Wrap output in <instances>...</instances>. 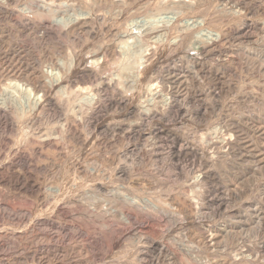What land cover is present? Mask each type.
<instances>
[{"label": "rangeland", "instance_id": "obj_1", "mask_svg": "<svg viewBox=\"0 0 264 264\" xmlns=\"http://www.w3.org/2000/svg\"><path fill=\"white\" fill-rule=\"evenodd\" d=\"M140 1L142 3L144 1L151 2V0ZM195 1L197 3H200L202 10H197L198 13L193 10L188 14V16H196L198 14L204 13L213 14L214 12H217L214 6L216 4V1L218 0ZM242 1L244 0H219L218 3L222 4V6L226 5L228 7H232L234 4H242ZM251 1H254V6L260 5L262 9L255 11L256 9L254 8V10L250 12H245L242 17L229 16L224 18L223 14L220 15V13H217L218 22L214 24H207L206 30L211 28V31L213 32H225L223 41L219 44L220 46H218L215 51L208 52L201 47L190 46L187 43L176 51L161 49L158 50L157 53H155V56L153 57L151 63L148 65L151 68L147 67L148 71L146 70L145 72L148 73H144V75H142V79L144 80V77H147V75L145 74H148V79L145 78L146 80H142L143 82L141 83L147 84L149 81H151L153 84H156V87L159 86V88L162 85L170 86L171 84V87L173 86L172 88L175 92L173 95V99L175 100L176 98L174 107L172 109H169L168 111L165 109L162 97L165 94L164 92L162 94L160 92L159 94H161L162 96L160 95L161 97L159 96V99L155 100L157 98V94L148 95V97L147 94L140 91L142 84H140L138 88L137 86L132 85L130 77H127V75H120V84H118V86H120L121 88V95L125 97L124 101H119V95H109V99L106 98V102L102 105V107H99V111L97 109L94 115H92L93 120H90V122L92 123L87 125L85 124V122L80 123L79 129H77L79 133L77 132L74 138L72 137L70 139L68 137H65L57 140L55 146L50 148L51 150L43 151V155L42 152H39V155L37 154L38 152L36 154H32L33 159H35L36 157L35 160L37 162H39L43 166L45 165L41 170L42 172H38L39 178H43L42 181L41 179H39L41 188H44V186L50 184V181H54V179L56 180V178H59V181L63 178L60 181V184H63V186H60H65L66 188V184H71L72 180H74V182L78 180L76 177V170H78L79 173L80 171H82L81 167L84 168L86 166H89V162L90 165L92 164L96 167L99 164L98 167H101L99 168V170H104L103 172H97L92 176L89 174H85V176V172L81 174V178L84 177L83 179L85 180V183H82V187H80L81 184L78 186V191L77 189L71 190V192L68 190L69 193L67 192L65 197L66 202L71 203L68 205L65 202L68 209L70 210H74L75 207L76 209L81 207L80 205H82L81 203H83L82 197L84 195H89V192L92 190V186L88 185V182L90 183L92 179V181L96 180L95 184L101 185L103 189H108V186L110 187V185H113L126 191L130 186L132 188H129V192H131L132 194L138 195L140 197L150 196L149 198L153 200V202L157 205V212L155 213L156 218L155 223H153L152 226L147 227V229L144 228L145 230H142L144 231L143 233L146 232V237L144 234L140 239L139 244H141L139 245L136 242L138 236L137 229L139 230V227H137L138 225L136 224H131V226H128V229L131 230L128 231H130L131 233H129L126 228V231H124L125 235H122L123 233L118 231H112L108 234V236L110 237L106 240H103L102 238L100 239V236L96 230V226H98V220H100L98 217H94L93 221L92 219H90V221L89 219L84 217L82 218L79 216H71L70 213L72 212H69L68 214H65L64 218L62 217V219L61 216L59 217V213L57 214L55 210L52 211V209L50 208L51 205H48L49 207H47V203L42 199V196H40L41 198L38 199L36 196L32 195L31 197L28 196L27 199V197H23L22 195L20 196L17 193H15V195L7 185L0 184V264H46L38 261L36 262V260H32L30 258L25 259L24 261L21 260L23 262H19V260H17L18 262L15 261V258L19 256L18 253L14 252V254L13 252L9 251V248L11 247L10 245H12L13 241L10 239H8V241L7 239L5 240L4 238H1L2 233L5 231H22L32 227L31 230L33 229V235H45L44 237L48 239L50 233H48V230L44 226V224L39 223L40 219L57 220L64 224H67L68 222L70 223L73 220L72 222H77L76 224H78V226L80 227H83L85 230L87 228H90L88 230L90 236L99 237V240H97V238H95V240L94 238L92 239V237H89V234L86 235L87 238L86 236H84V238H80L79 235L76 236L77 238L79 237L78 239L74 238L76 242H80L82 239H86L87 241L89 237V241L87 242L93 245L92 246L90 244L93 247H91L92 250H94L93 252L88 247V249L91 251L92 256V262L90 264H234V262L232 261L235 258V253L239 251V247H243L244 250H246L245 254H247V258L249 260L248 262L246 261L245 263L239 264H264V220L259 221V218L264 219V38L261 37L262 29H264V0ZM102 4L101 9H105V3ZM11 6H9L8 9L12 8L11 10H13V8H16L14 6ZM117 20L118 16H116L115 18L111 16V18L107 22V25L108 23L109 25H111H108V30L99 24H97L99 26L95 24L94 27L93 25H91L87 29L86 33L83 32V36L81 34L79 37L77 35L66 37L53 32V36L51 35L52 38L50 37L49 40L47 38L44 42H40V44L42 45H40L39 42L33 39L32 35L29 36L26 33L22 34L21 32L18 33L15 31V29L10 28L8 24L1 23L2 25L6 24V27L8 29H11V31H14L16 35L12 36L11 38V34L9 35V33L6 32L3 34V37L1 38H3L4 41H7L8 45L11 44L12 41L15 43L17 42V44L20 43L21 46L23 45V47L25 46V48L27 49L28 47H32L31 52H33L31 54L30 51L29 54L28 52H24L21 53L22 55H18L17 53H9V55L5 56L0 55V63L2 62L0 64V73L4 74L8 69H14L17 71L21 70L24 72L26 70L27 72L37 71L40 65L45 64L43 63L44 60L45 62H47V58H59V56L62 57V54L65 56L69 52L71 54H75L76 51H78L77 53L79 58H85L87 55L91 56L93 54V56H97L101 52L108 50L110 46L111 48L113 47L114 43H112V29L118 27L119 20ZM239 24H243L244 26L250 25L251 29H249L250 31H248V33H253V38H251V40H248L247 35L245 34L241 36L242 33L239 30L241 25ZM94 28L95 30H93ZM104 30L106 33L100 32ZM237 32H239V34ZM202 33L204 34V32ZM109 38H111V40ZM74 39H76L77 42H81V44H76V40ZM45 42L47 45H45ZM109 42H111L112 44H110ZM75 45L79 46L75 47ZM63 48L66 51H63ZM129 49L130 48L126 46L125 48L119 49V53L122 52V50L128 52ZM61 50L63 52H59ZM227 60H233L234 64L224 65L223 63H227ZM153 62L155 64H153ZM8 65L10 68L8 67ZM116 66L117 65H115V68L112 71L114 74L118 68H116ZM211 73H218L222 76V80L218 82L213 81L211 79ZM100 75H106L107 78H109L108 76L111 74L108 67H106L103 72L100 71ZM113 77L116 76L114 75ZM184 79H187V81H184ZM165 82L167 83L165 84ZM89 84L90 83L82 84V86H89L94 88L99 84V80L95 81V83L91 82V84ZM124 84L127 86H123ZM128 85L130 86V89L128 88ZM134 86L135 89H133ZM122 87H124V89ZM141 95L143 98L141 97L140 99ZM134 103L137 106L141 107L137 112L135 108H133L136 106ZM105 104L107 105L106 107ZM132 104L134 106H132ZM126 105L128 106L126 107ZM64 106V101H56L55 108H53V110H51L50 112L51 114L54 112L56 116L53 113L54 116L52 115L53 119L51 120V122L45 117L38 116L40 117H37L39 121L36 119V123H33V125L30 124L31 121L29 122L28 119L24 121L25 123H22L31 128L34 126L31 129L34 132H39L43 130L42 127H44V130H49L50 132L53 131V134L55 135V133H58V131L56 130H60V124L63 123L62 119L66 117ZM174 109L177 110L175 111ZM14 119L18 121L16 117ZM57 120H59V122ZM2 121L5 120H1L0 122ZM5 123L2 122L0 126H3ZM46 123H48L49 125ZM99 125L102 127H100ZM83 127L85 130L83 129ZM87 128L88 131H86ZM214 128H219V130L231 129L233 132L232 134H234L232 135L234 147L232 145V147L228 150L227 148L219 149L221 148V146H217L216 144H214V142L216 140H219L221 134L215 136L213 134ZM102 129L106 131H102ZM11 135V137L9 135V139L13 141H16L15 139H18L19 137L18 135L14 136V134ZM179 148L180 151H178ZM174 151L177 152L175 153ZM51 152L55 153L53 154ZM37 156H39V158ZM57 157H62L63 162L60 166L57 164ZM65 157H68L67 159H69V161L73 159L68 164L76 161L77 164L74 165V167L73 164H70V166L64 164V160H67ZM93 159H95V161ZM203 160L211 161L213 167L211 169L204 168ZM43 161H46L45 164ZM85 161H87V164L85 163ZM112 161L114 162L113 164ZM121 161H128L129 163H125L127 168L129 167V174L127 179L124 178L123 180H107L103 173L106 174L108 170H112L115 167L114 165L116 164V162L118 163ZM51 162H53V164ZM214 162L216 164H214ZM130 163L132 165H130ZM54 164L56 166H54ZM57 165L60 167V169ZM61 166H63V168ZM132 168L133 170H131ZM206 169L209 170L210 175L205 181L206 183L204 182L205 185L203 184V186L202 184L193 182L195 177L197 176V173L199 174L200 171L203 172ZM61 170L63 171V173ZM56 172L60 173L57 175ZM40 173L41 175L43 174V177H41ZM72 173H74L75 176H73L74 174L72 175ZM63 174L66 179L62 177ZM97 174L99 175V177H97ZM59 176H61L62 178H60ZM71 177L72 180H70ZM47 179L48 181H46ZM102 180L105 182H103ZM85 185H87L86 188ZM69 187L70 186L67 185V188ZM65 188L63 189L66 190L67 188ZM141 189L144 191H142ZM11 192H13V195L11 194ZM77 192L80 193L77 194ZM8 195L10 196V198ZM3 196L5 197L4 199ZM33 197L36 199V201ZM22 198L25 201L21 200ZM219 198L221 201L219 200ZM78 199L80 201H78L79 203L77 202ZM8 201H11L10 203L12 205H8L10 204ZM223 201H226V204ZM218 202H221L220 204L222 205L218 204ZM6 206H11L12 209H14L11 210V208L9 207L12 212L11 213L7 211L9 212V215H7L8 213L6 212V210L4 211V207ZM38 207H40L41 210ZM184 207H187V210L189 208L191 212H187ZM25 209L30 214L28 220H31L33 217L30 222L26 221V223H24L18 217H15V219H13V213H17V211L19 212V210L21 211ZM35 211L37 212V216L35 215ZM42 215L44 218L42 217ZM69 215L71 216V218L69 217ZM55 216H58V218ZM11 217L12 219L10 221ZM54 217L57 219H55ZM74 218L77 221H75ZM94 219L97 220L95 221ZM16 220L17 222H15ZM87 220L88 222H86ZM109 220H113L112 223L114 222V225L116 223H120L118 219L114 217L111 219L109 218ZM16 223H18V225ZM84 223L88 226H86ZM88 223H90V225ZM90 226L95 230H93ZM211 228L213 229L212 232H215L216 234L213 238V241L212 238H210V235H208L210 234L209 232H211L210 230H212ZM90 230H92V233H90ZM188 232L193 233L189 234ZM96 234L98 236H96ZM125 238H127V240ZM148 238L154 239L156 242L160 240V242L158 243L164 244L166 247H168L167 249H169L170 253L172 254H170L169 257L167 256L164 261L162 259L158 261L157 258L154 257L156 256V253L147 248V245L149 244L147 243V241L149 240ZM30 240L32 239L30 238ZM123 240H125V242L127 241L128 243L123 242ZM104 241L107 242L105 243ZM108 241L110 243L112 242L111 246L114 249L111 250L112 247H110V243ZM31 243L26 244L28 246L23 245L26 252H33L36 250L38 251L42 247L41 244H37L34 242L33 245ZM95 243L97 246H95ZM144 244L145 246H143ZM62 246H66V244H63ZM103 246L105 247L103 248ZM139 246H141V249ZM252 246L255 247L253 248ZM43 247L45 248V244L43 245ZM234 247H237V249H235ZM251 247L253 249V252ZM94 248L96 249V251ZM124 249L129 250L127 251ZM143 249L145 251H143ZM113 250L116 251V254H114L115 252L113 253ZM8 251L9 253L7 254L6 252ZM247 251H249L250 254L252 252V254L250 255ZM125 255L127 256V258ZM71 256L76 259L75 253H73ZM106 257L108 258V260L106 259ZM251 258L253 259L251 260ZM11 261L13 263H11ZM64 261L61 262L60 260L59 262L63 264H67L68 262V264H70L66 259H64ZM47 264L55 263L53 262Z\"/></svg>", "mask_w": 264, "mask_h": 264}, {"label": "bare ground", "instance_id": "obj_2", "mask_svg": "<svg viewBox=\"0 0 264 264\" xmlns=\"http://www.w3.org/2000/svg\"><path fill=\"white\" fill-rule=\"evenodd\" d=\"M218 1H216V4L214 3L215 4V6H214L215 10L217 11L216 13L215 12L213 14L204 13V14H198L196 16H188V14L191 13L193 10H195L196 12H197V10H200V9L202 10L200 3H197L195 0H153V1L151 0V2H145L144 1L143 3L140 0H0V55H2V56L9 55V53L10 54L17 53L18 55H20L21 53H24V52L25 53L28 52V54H29V51H30V54L33 52V51L31 52L32 47L31 48L28 47V49H27V48H25V46L24 47H23V45L21 46L20 43H19L20 44L19 45V44H17V42L15 43L13 41H12V43L10 42L11 44L8 45L7 41H4L3 38H1V37H3V34L5 32L9 33V35L11 34V38H12V36H16L14 31H11V29H8L6 27V24H8L10 26V28L15 29V31L18 33H20V32L22 34L26 33L29 36L32 35L33 39H35L40 44L41 41L44 42L47 38L49 40V38L51 37L53 32H56L57 34L62 35V36H66V37H71L74 35L75 36L77 35L79 37L81 34L83 36V32L86 33L87 29L91 25H93V27H94L95 24L96 25L99 24L108 30L109 26H111V25H109V23H108V25H109L108 26L107 22L111 18V16H113L114 18L116 16H118V20H119L118 27L112 29L113 42L112 41L111 42L114 43L113 47L111 48V46H110L108 50L101 52L97 56H93L94 54L91 55L92 54L91 53L90 54L91 56L87 55L85 58H81V57L79 58L78 53H77L78 51H76V53H75L77 55H75L74 53L71 54L69 52L67 55L64 56L61 53L62 57L59 56V58H47V59L45 58L47 62H45V60H44V62L42 61L45 64L40 65V67L37 71L27 72V70H26L24 72L21 70L17 71L14 69H11V70L8 69L6 71V73H4V72H3L4 74L0 73L1 74V79H0V121L1 120L6 121V123H5V121H2L5 124L4 125L2 124L3 126H0V184L1 185L2 184L7 185L9 187V189H11L14 192V194L17 193L20 196L22 195L23 197H27V199H28V196L31 197L32 195L36 196L38 199H40L41 198L40 196H42V199L45 200L47 203V207H49L48 205H51L50 208L52 209V211L55 210L57 214L59 213V217L61 216V218L62 217L64 218V215L68 214L69 212H72V213H70L71 216H79L82 218L84 217V218H87L89 220L92 219V221H93L94 217H98L100 220H98V226H96V225L95 226L97 227L96 230L100 236V239L102 238L103 240H106L107 238H109L110 236H108V234L112 231H118V232L123 233L122 235H125L124 231H126V229H127V231L130 230V229H128V226H131V224L132 225L136 224V225H138L137 227H139V230L137 229L138 236H137L136 242L139 244L140 239L146 233V232L143 233L144 231H142V230H145L144 228L147 229V227H150L153 225V223H155V218H156L155 213L157 212V205L153 202V200H151L149 198L150 196L140 197L138 195H134L131 192H129L130 189L132 188L130 186H129L130 189L127 188L128 190H126V191L122 190V188H117L113 185H110V187L107 185L108 189H103V187L101 185L95 184L96 180L92 181L93 179L92 180L90 179L91 182L90 183L88 182V185L92 186V190L89 192V195H84L82 197L83 203H81L82 204V205H80L81 207H79L78 209H76V207H75L74 210H70V209H68V207L66 205L67 202L65 200V197H66L67 192L69 193V191L71 192V190H76L80 184H81L80 187H82V183H85V180L83 179L84 177L81 178L82 177L81 174H83V172H85L84 175L89 174L92 176V175H95L97 172H100V171L103 172L104 170H99V168H101V167H98L99 164L97 165L98 168L92 164H91L92 165L91 166L89 164L90 162L88 161L89 166L85 165L86 167H84V168L81 167L82 171H80L79 173H78V170L75 169L76 168V166H75L74 169L77 172L76 177L78 180L75 182H74V180H72V177L75 176V174H74L75 172H74V173H72V175L74 174L73 176L70 174L72 176L70 179V180H72V183L66 184V188H67V185H69L71 188L69 187L66 189L65 186L64 187L60 186V185L63 186V184H60V181L63 179L62 177H64V174L62 177L59 176L60 178H62L60 181H59V178H56V180L54 179V181H50V184L44 186V188L43 187L41 188V184L39 182V179H41V178H39L38 172L39 171L42 172L41 170L44 168L45 165L43 166L39 162H37L35 160L36 157H35V159H33L32 154H36L38 152L37 154L39 155V152H42V155H43V151L51 150L50 148L55 146V143H57V140H60V139L65 138V137H68L70 139L72 137L74 138V136L78 132L77 129H79L80 123L85 122L86 125L92 123V122H90V120L92 119V115H94V113L97 111V109L99 111V107H102V105L106 102V98H108L109 95H111V94L112 95L113 94L119 95V101L120 102L124 101L125 97L123 95H121V93H120L121 88H120V86H118V84H120L119 76L120 75H124V76L127 75V77L131 78V79L130 78H128V79L131 80L132 85H135L137 87L140 86V84H142L141 82L146 80L145 78L148 79V74H145V75H147V77L145 76L144 80L142 79V75H144V73H148L145 71L146 70L148 71L147 67H149L148 65L151 63L153 57L155 56V53H157L158 50L167 49L169 51H176L177 49H180V47H182L188 43V45H190V46H198V47H201L208 52H213V51H215V49L218 46H220L219 44L223 41V39L225 37V34H224L225 32H220V31L219 32H213V31H211V28H209V27L208 28L210 30L209 29L206 30L207 24H209V23L214 24V23L218 22L217 13H220V15L223 14L224 18L229 17V16L230 17L231 16H241L242 17V15L245 12H250V11L254 10V8L256 9L255 11L262 9V7L260 5L254 6V3H253L254 1L252 2L251 0H244L241 2L242 4H240V5L234 4L232 7H228L226 5L222 6V4H219ZM102 3H105V6H106L105 9H101ZM11 5L16 7L15 8L16 10L14 8H13V10H11L12 8L8 9V7ZM102 6H103V4H102ZM1 23H6V24L2 25ZM244 23H246V22H244ZM99 25H97V26H99ZM239 25H241L240 29H239L240 32L242 33L241 36L243 34H245V35H247L248 40H251V38H253V33H250V32L248 33V31H250L249 29H251L250 25L249 26H247V25L244 26L243 24H239ZM95 28L93 30H95ZM100 32H105V30L100 31ZM202 32H204V34ZM251 32H252V30H251ZM237 33L239 34V32H237ZM89 34H90V32H89ZM60 37H58V38H60ZM261 37L264 38V29H262V36ZM73 38H75V37H73ZM111 38H109V39L111 40ZM76 39H78V38H76ZM76 39H74V40H76ZM48 42H50V41H48ZM78 42H77V40L75 41L76 44H81V42H79V43ZM111 42H109V43L112 44ZM40 45H42V44H40ZM45 45H47L46 42H45ZM28 46H30V45H28ZM78 46L79 45H77V46L75 45V47H78ZM126 46H128V48H130L128 50V52L125 50H122V52L119 53V49L125 48ZM1 51H2V53H1ZM63 51H66V50L63 48ZM63 51L61 50L59 52H63ZM52 55H54V54H52ZM225 57H227V56H225ZM48 59H49V61H48ZM226 59H223V60H226ZM231 59H233V58H231ZM154 61H156V60H154ZM38 64H39V62H38ZM153 64H155V63L153 62ZM223 64L224 65L234 64V61L233 60H230V61L227 60V63H223ZM115 65H117L116 68L117 67L118 68H117L116 72L114 71L115 72V74H114L112 71L115 68ZM22 66H25V65H22ZM8 67H9V65H8ZM26 67H29V66H26ZM106 67H108L110 74H111L108 76L109 78H107L106 75H103V76L100 75V71L103 72L106 69ZM149 68H151V67H149ZM24 69H25V67H24ZM31 69H32V67H31ZM150 71H151V69H150ZM114 75L116 77H113ZM211 79L213 81L218 82V81L222 80V76L219 75L218 73H211ZM97 80H99V84L97 86H95L94 88L89 87V86H82V84H87V83L91 84V82L95 83V81H97ZM185 80L187 81V79H184V81ZM149 82L147 84L143 83L141 85L140 91L147 94V96L157 94L156 95L157 98L155 100L159 99V96L164 92L165 97L162 95L161 96L163 97V103L165 105V109L167 111L169 109H172L174 107L175 100H176V98H175V100L173 99V95L175 93L173 91V88H172L173 86L171 87V84L168 83V84H170V86L162 85L159 88V86L156 87V84H153L151 81H149ZM162 82H163V80H162ZM166 83L167 82H165V84ZM123 86L126 87L127 85L124 84ZM135 86L133 89H135ZM122 88L124 89V87H122ZM128 88L130 89L129 85H128ZM131 89H132V87H131ZM125 90H126V88H125ZM137 92H138V90H137ZM160 92H161V94H159ZM16 93H17V96H16ZM175 96H177V95H175ZM17 97H19V98H17ZM141 97H142V95L140 96V99H141ZM112 99H113V97H112ZM132 99H133V97H132ZM57 100H59L61 102H63V101L65 102L64 110H65V115H66V117L64 119H62L63 123L60 124L61 125L59 128L60 130H56V131H58L57 134L55 133V135H54L53 131L50 132L49 130H44V127H42L43 130H41L39 132H34L33 130H31L34 126L31 128V127H28L26 124H24L25 123L24 121L28 119L29 122L31 121L30 124L33 125V123H36V119L38 116L45 117L46 119H49V121L51 122L55 113L53 112L54 113V115H53V113L51 114L50 112H51V110H53V108H55ZM150 100H152V99H150ZM160 102H162V101H160ZM106 106L107 105L105 104V107ZM127 106L128 105H126V107ZM132 106H134V105L132 104ZM133 108H135V110L137 112V111H139V109L141 107L136 105ZM167 113H169V112H167ZM97 114H96V116H97ZM15 117L18 119L19 122L14 119ZM38 118H40V117H38ZM59 120H57V121L59 122ZM2 122H0V124ZM22 122H24V123H22ZM97 122H98V120H97ZM46 124H48V123H46ZM100 127H102V126H100ZM216 127H219V126H216ZM81 128H82V126H81ZM88 128L86 129V131H88ZM40 129H41V127H40ZM83 129H84V127H83ZM104 129H102V131ZM213 130H214L213 134L215 136H217L218 134H221L219 137V140H216L214 142V144H216L217 146L220 145L221 148H219V149H224V148H227V150L230 149L232 147V145L234 144L233 140H232V135H234V134H232L233 133L232 130L231 129L219 130V128H214ZM104 131H106V130H104ZM11 134H14V136L18 135L19 136L18 139H15L16 141L9 139V135H10V137L12 136ZM65 140H68V139H65ZM234 141H236V140H234ZM233 147H234V145H233ZM178 151H180V148L178 149ZM174 152H172V153H174ZM228 152H230V151H228ZM51 153L54 154L55 152H51ZM179 153H181V152H179ZM224 156H225V154H224ZM37 157L39 158V156H37ZM59 157H57L58 158L57 164L60 166V165H62L61 163L63 162V160H62V157L61 158H59ZM38 158H37V160H38ZM71 160H73V159H71ZM71 160L70 161H69V159L64 160V164H67L69 166H70V164H73V167H74V165L77 164L76 163L77 161L75 160L76 162H72V163L68 164L69 162H71ZM93 160L95 161V159H93ZM65 161H66V163H65ZM45 162H44V164H45ZM86 162L87 161H85V163ZM126 162L128 163V161H126ZM126 162H122V161L118 162V163L116 162V164L114 165L115 167L114 168L112 167L113 168V169L111 168L112 170H108V172L106 174L103 173V175L109 181H110V179H116V180H123L124 178L127 179L128 174H129L128 173L129 167L127 168V166L125 164ZM51 163L53 164V162H51ZM113 163L114 162L112 161V164ZM131 163H130V165H132ZM199 163H200V161H199ZM50 164H49V166H50ZM94 164H95V162H94ZM214 164H216V163L214 162ZM54 166H56V165L54 164ZM61 167L63 168V166H61ZM203 167L211 169L213 167L212 162L211 161H204ZM59 169H60V167H59ZM131 170H133V168ZM213 170H214V168H213ZM59 173L56 172L57 175ZM62 173H63V171H62ZM46 174H47V172H46ZM40 175H41V173H40ZM89 175H87V176H89ZM209 175H210V172L208 169H206L203 172L200 171L199 174L197 173V176L195 177L193 182L203 185L204 182L208 179ZM41 177H43V174L41 175ZM54 177H56V176H54ZM97 177H99V175ZM87 178H90V177H87ZM102 178H104V177H102ZM42 179H41V181H42ZM46 181H48V179ZM99 181H100V178H99ZM103 182H105V181H103ZM131 185H132V182H131ZM86 186L87 185H85V188H86ZM125 187H127V186H125ZM63 188H65L66 190H64ZM83 189H84V187H83ZM77 191H78V189H77ZM81 191H82V188H81ZM142 191H144V190H142ZM13 192H11V194ZM78 193H80V192H77V194ZM82 194H84V193H82ZM4 196H3V199L5 198ZM69 196H71V195H69ZM9 198H10V196H9ZM19 199H20V197H19ZM21 200H24V199L22 198ZM34 200L36 201L35 198H34ZM219 200H220V198H219ZM4 201H6V200H4ZM78 201H79V199L77 200V202ZM8 202L10 203L11 201H8ZM220 203L218 202V204H220ZM224 203L226 204V201ZM6 204H8V203H6ZM67 204L69 205L71 203H67ZM8 205H12V204L10 203ZM220 205H222V204H220ZM3 206H5V205H3ZM44 206H43V208H44ZM9 207L11 208V210H14V209H12L11 206H6V207H4V211L6 210V212L7 211L11 212ZM40 207H41V205H40ZM40 207H38V208L40 209ZM20 209H22V208H20ZM184 209L187 212H191V210L189 208L187 210V207H184ZM27 210H28V207H27ZM9 212H7L8 213L7 215H9ZM167 214H169V213H167ZM12 215H13L12 216L13 219H15V217H18L24 223H26V221L30 222L33 219V217H32L31 220H28L30 214L26 211V209L21 210V211L19 210V212L17 211V213L15 212ZM35 215L37 216L36 211H35ZM50 215H48V216H50ZM70 215H69V217L71 218ZM12 217L10 218V221H11ZM42 217H43V215H42ZM55 217L58 218V216H55ZM113 217L117 218L120 223L119 224L116 223L117 225L116 224L114 225V222L112 223L113 220L112 221L109 220V218L111 219ZM39 218H41V217H39ZM57 218H55V219H57ZM259 219H260L259 221L264 220L261 218H259ZM2 220H3V218H2ZM74 220L77 221L75 218H74ZM72 221L70 223L68 222L69 224L68 223L64 224V223L57 221V220L40 219L39 223L44 224V226L48 230V233H50V236L48 239H46L44 237L45 235L44 236H40L39 234L33 235V229L31 230L32 227L29 229L22 230V231L14 230L12 232H7V231L3 232L4 231L3 230L1 238H4L5 240L10 239L13 241L12 245H10L11 247L9 248V251L13 252V253L14 252L18 253L19 256L15 258L16 259L15 261L19 260V262H20L21 260L24 261L25 259L30 258L32 260H36V262L38 261V262H42V263H46V264L54 262L55 264H59L62 261H64V259H66L67 261H69L70 264H90L92 262V256H91V251L88 249V247L92 250L93 245L87 241H89V237H92V239L94 238V240H95V238H97V240H99L98 239L99 237L90 236V234L88 232V230L90 228L89 229L87 228L85 230L83 227L78 226V224H76L77 222L74 223ZM82 221H84V220H82ZM12 222H14V221H12ZM15 222H17V220ZM86 222H88V220ZM24 223H23V225H24ZM257 223H260V222H257ZM16 224L18 225V223H16ZM88 224L90 225V223H88ZM86 226H88V225H86ZM132 227H134V226H132ZM261 228H263V227H261ZM41 229H42V227H41ZM93 230H95V229H93ZM130 231H128V232L131 233ZM210 231L211 232H209L210 234H208V235H210V238H212V241H213V238L216 234H215V232H212L213 229ZM90 233H92V230H90ZM188 233L192 234L193 232H188ZM88 234H89V237H88L87 241H86V239L85 240L80 239L81 240L80 242L79 241L76 242L74 240V238H76V239H78L79 237L84 238V236H86ZM77 235H79L78 238L76 237ZM202 235H204V234H202ZM96 236H98V235L96 234ZM145 237H146V234H145ZM151 237H152V234H151ZM155 237H153V238H155ZM30 238L32 240H30ZM86 238H87V236H86ZM125 239L127 240V238H125ZM110 240H111V238H110ZM121 240H122V238H121ZM134 240H132V241H134ZM31 242H33V243H31ZM34 242L37 244H41L42 245L41 249L38 251L37 250L33 251V252H28V251L26 252L25 247L23 245L28 246V245H26L28 243H31L34 245ZM123 242H125V240H123ZM158 242H160V240L156 242L154 239H149L147 241V243H149L147 245V248H149L150 250H152L153 252L156 253V256H154V257H156L158 261L160 259H162L164 261L166 259V257L167 256L169 257V255L172 253H170L169 249H167L168 247H166L164 244H161ZM92 243H94V242H92ZM109 243H107V244H109ZM111 243H110V247H112ZM125 243H128V242L126 241ZM44 244H45V248L43 247ZM63 244H66V246H62ZM95 246H97L96 243H95ZM99 246H101V245H99ZM105 246H103V248ZM141 246H139L140 249H141ZM143 246H145V244ZM237 246H241V245H237ZM244 246H250V245H244ZM252 247L254 248L255 246H252ZM252 247H251V249H252ZM239 248H238L239 251H237V252L235 251L236 252L235 256H234L235 258L233 257L234 259L232 262H234V264L245 263L246 261L247 262L249 261L247 258V254H245L246 250H244L243 247L242 248L239 247ZM112 249H114V248L112 247L111 250ZM235 249H237V247ZM11 250H13V251H11ZM124 250H127V249H124ZM134 250H138V249H134ZM9 251L6 253L8 254ZM92 251L94 252V250H92ZM95 251H96V249H95ZM143 251H145V250L143 249ZM247 252L249 253V251H247ZM252 252H253V249H252ZM252 252H251V254H252ZM73 253L76 254V257H75L76 259H74V257L71 256ZM113 253L116 254V251L113 250ZM113 253H111V254H113ZM95 254H97V253H95ZM109 254H110V251H109ZM147 255H148V253H147ZM93 256H94V254H93ZM98 257H99V255H98ZM122 257H123V255H122ZM112 258H113V255H112ZM126 258H127V256H126ZM126 258H124V259H126ZM133 258H135V257H133ZM59 259L61 260V262H59L60 261ZM100 259H101V257H100ZM106 259L108 260L107 257H106ZM114 259H115V257H114ZM252 259L253 258H251V260ZM175 260H176V258H175ZM23 261H21V262H23ZM102 262H103V260H102ZM11 263H13V262L11 261ZM3 264H7V263H3ZM61 264H63V263H61ZM67 264H68V262H67ZM92 264H94V263H92ZM249 264H251V263H249Z\"/></svg>", "mask_w": 264, "mask_h": 264}]
</instances>
